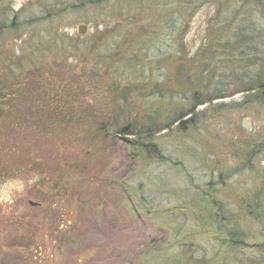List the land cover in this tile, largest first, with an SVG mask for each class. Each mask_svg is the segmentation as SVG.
I'll use <instances>...</instances> for the list:
<instances>
[{"label": "rangeland", "instance_id": "1", "mask_svg": "<svg viewBox=\"0 0 264 264\" xmlns=\"http://www.w3.org/2000/svg\"><path fill=\"white\" fill-rule=\"evenodd\" d=\"M46 2L0 0L3 77L24 75L35 67L46 78L49 72L54 76H85L91 61L87 57L95 43V51L113 62L118 61L119 53L128 58L138 55L146 62L155 58L152 34L157 27L153 21L136 23L137 0H109L103 8L69 10L51 20H45L46 10L41 9ZM111 11L120 12V19H107ZM146 12L154 14V10ZM208 14L209 6L203 5L188 23L184 38L190 55L201 44ZM78 25L87 26L85 35L76 33ZM103 34L108 35L106 40L99 39ZM168 43L163 42L164 54L168 53ZM147 46L152 48L150 60L143 57ZM115 64L109 73L121 77V65ZM124 76L122 84L159 80L157 71ZM106 92L98 94L107 96ZM242 99V95H235L216 103L230 105ZM154 101L146 99L147 104ZM204 109L202 106L197 111ZM8 115L10 110L0 111V121ZM257 139H264V108L259 106L221 111L183 135H156L154 142L163 161L133 156L126 139H117L110 155L94 163L91 175L65 181L64 190L55 193L51 201L36 193L41 189L39 175L30 170L8 173L3 169L6 157L0 152V264H174V255L182 248L197 251L196 256H205L211 264H234L237 260L264 264L263 223L245 211L239 196L251 203L257 196L264 207V148L250 169L237 166L234 159L240 143ZM203 154L206 164L200 161ZM209 183H213L216 201L223 206L216 217L222 232H227L223 224L228 223L231 229L245 233L247 247L231 250L222 245L227 239L215 240L208 233V229L213 230L211 219L216 209L201 192ZM189 210H193L195 220ZM24 216L29 218L25 231L16 235L15 219ZM13 241L22 248L10 247ZM38 247L42 259L37 258Z\"/></svg>", "mask_w": 264, "mask_h": 264}, {"label": "trees", "instance_id": "2", "mask_svg": "<svg viewBox=\"0 0 264 264\" xmlns=\"http://www.w3.org/2000/svg\"><path fill=\"white\" fill-rule=\"evenodd\" d=\"M46 1V6H41L46 10L45 20L62 17L69 10L83 11L89 6L103 8L109 2ZM136 3L135 9L139 11L136 23L153 21L157 27L152 34L156 40L153 60L149 52L152 48L147 46L143 57L150 61L141 60L138 55L128 58L119 53L118 61L113 62L112 58L95 51V43L87 57L91 61L84 70L85 76L59 73L55 77L49 72L46 78L36 67L13 78L0 75V111L10 110L6 120L0 121V152L7 161L3 169L10 174L30 170L39 175L41 189L36 193L46 200L51 201L55 193L59 195L64 190V182L72 177L89 176L94 163L110 155L117 139H126L133 156L145 161L148 158L163 161L162 151L154 142L156 135L186 134L227 109L264 108V0H137ZM203 5L209 6L204 36L190 55L184 36L188 23ZM147 10H154V14L149 15ZM112 17L120 19V12L111 11L106 18ZM149 29L150 25L146 31ZM2 30L0 21V34ZM98 37L106 40L108 35ZM166 40L169 41L168 53L164 54L162 45ZM139 52L137 50V54ZM114 63L121 65L124 74L133 76L137 72L157 71L159 80L122 84L124 74L117 77L109 73ZM105 90L107 96L98 94ZM235 95H242V101L230 105L216 103ZM146 99L155 101L147 104ZM101 102H106L105 106ZM202 106L205 109L197 111ZM263 148L264 139L240 143L234 152L237 166L250 169ZM201 156L200 161L206 164L204 154ZM212 184H207L206 190L199 189L203 190L202 197H207L216 209L211 219L213 230L208 229V233L215 240L227 239L222 245L231 250L247 247L245 233L231 229L228 223L223 224L227 232H222L221 221L216 217L220 216L223 206L216 201L217 191L211 188ZM239 196L245 211L264 227V207L259 197L251 203L244 195ZM189 213L195 220L193 210ZM26 219L29 220L26 216L15 219L16 235L20 234L19 230L25 231ZM69 226L67 222V228ZM10 247L19 249L22 244L13 241ZM195 253L197 251L182 248L174 255L177 260L173 262L211 264L205 256ZM36 254L41 258L39 247ZM234 264L245 263L237 260ZM256 264L262 263L256 261Z\"/></svg>", "mask_w": 264, "mask_h": 264}, {"label": "water", "instance_id": "3", "mask_svg": "<svg viewBox=\"0 0 264 264\" xmlns=\"http://www.w3.org/2000/svg\"><path fill=\"white\" fill-rule=\"evenodd\" d=\"M87 32V26L86 25H78L76 28V33L79 35H85ZM32 204V203H30Z\"/></svg>", "mask_w": 264, "mask_h": 264}]
</instances>
